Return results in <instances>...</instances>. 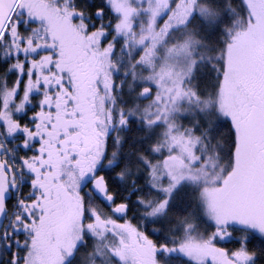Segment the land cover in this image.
<instances>
[{"label": "snow or ice", "instance_id": "6c2138e0", "mask_svg": "<svg viewBox=\"0 0 264 264\" xmlns=\"http://www.w3.org/2000/svg\"><path fill=\"white\" fill-rule=\"evenodd\" d=\"M0 264H264V0H0Z\"/></svg>", "mask_w": 264, "mask_h": 264}]
</instances>
